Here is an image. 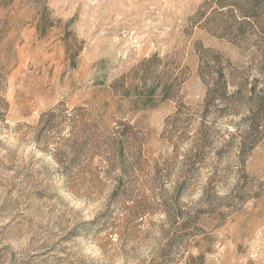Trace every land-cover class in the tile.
Here are the masks:
<instances>
[{"label": "rangeland", "instance_id": "rangeland-1", "mask_svg": "<svg viewBox=\"0 0 264 264\" xmlns=\"http://www.w3.org/2000/svg\"><path fill=\"white\" fill-rule=\"evenodd\" d=\"M219 1L0 0V264H264V0Z\"/></svg>", "mask_w": 264, "mask_h": 264}, {"label": "trees", "instance_id": "trees-1", "mask_svg": "<svg viewBox=\"0 0 264 264\" xmlns=\"http://www.w3.org/2000/svg\"><path fill=\"white\" fill-rule=\"evenodd\" d=\"M220 3L217 4V9H226L223 10L228 11L225 12V14L229 13L230 7L233 5H228L227 3H224V1H219ZM250 2V1H249ZM233 12V11H231ZM201 14V13H200ZM246 16V15H243ZM224 30V29H221ZM224 32V31H220ZM221 37H225V34L221 33L219 34ZM212 65V67H211ZM200 77L205 83V85L208 87V93L205 98L204 106L206 109H209L211 106L216 105V102H222L226 99L228 96V88L229 83L228 79L226 77V74L224 72V68L221 65V63L217 60H213L211 62H205L204 56L201 55V71H200ZM210 72V73H209ZM211 74V75H209ZM205 78H209L210 82L208 83ZM180 77L175 78L173 83L171 85H168L167 88V95L168 98H173L171 95V92L175 88V83L179 81ZM80 109H74L73 111L67 110V109H60L55 108L51 110L49 113L44 114L41 117L40 120V129L42 130V133L45 134H52L53 132H62L64 127H69L71 130H73V134H77L81 123H82V115L80 114ZM206 120V116L203 118V121ZM134 130V129H133ZM80 132V130H79ZM121 137L124 136V134H119ZM76 136V135H74ZM141 148V145L139 146Z\"/></svg>", "mask_w": 264, "mask_h": 264}]
</instances>
